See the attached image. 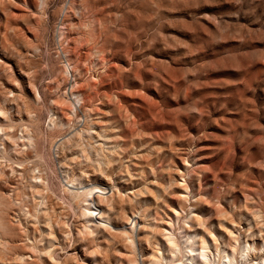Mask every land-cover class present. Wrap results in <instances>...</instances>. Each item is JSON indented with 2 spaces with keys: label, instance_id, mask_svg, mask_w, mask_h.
<instances>
[{
  "label": "rangeland",
  "instance_id": "rangeland-1",
  "mask_svg": "<svg viewBox=\"0 0 264 264\" xmlns=\"http://www.w3.org/2000/svg\"><path fill=\"white\" fill-rule=\"evenodd\" d=\"M230 230L261 248L264 0H0V264H217Z\"/></svg>",
  "mask_w": 264,
  "mask_h": 264
},
{
  "label": "bare ground",
  "instance_id": "bare-ground-1",
  "mask_svg": "<svg viewBox=\"0 0 264 264\" xmlns=\"http://www.w3.org/2000/svg\"><path fill=\"white\" fill-rule=\"evenodd\" d=\"M80 193L81 194L85 193V195H86V201H85L86 202L85 205L87 207L86 212H87L88 218L90 219L91 225H93V226L99 225V226H105V227L108 226V223L106 221H104L101 218V216H99V214L97 213V208H96L95 204H93V202H94L93 197L95 195H99L98 197L104 198L103 197V193H104L103 189L98 188V187H93V188H89V189L86 188V189H83ZM184 197H185V195L183 193L179 194L180 199H183ZM171 213L175 216L178 215V211L176 209H173ZM135 225H136V222H134V221L129 224L131 229H133ZM115 228L117 229V227H115ZM125 229H126V227H125ZM165 232H166V230H165ZM226 235H227L229 241L232 242V244L228 243V245H230L231 248H229V251H226L225 249H223L222 251H220L218 248L215 249L219 255V262L217 264H237L236 255L238 254V250H239L238 248L239 247L241 249L240 256H242V258L245 257L244 261L248 262V264L251 262L253 263V261L255 260L256 257H258V259H259L256 264H261V263L264 264V234L260 235L261 248L256 247L254 243L251 245L250 243H248V241H242L241 243H238V240H237L235 233L231 230L228 231ZM48 236H50V235H48ZM168 240L171 243V245L175 246L170 235L168 236ZM261 250H262L263 254L258 255L257 253L260 252ZM212 256H214V254L210 251L208 244L205 242V240L201 241L198 244L197 248H196V243L194 242L193 248H191V257L192 258L196 257L202 264H216V263H214V261H212V258H211ZM121 259H122V257H121Z\"/></svg>",
  "mask_w": 264,
  "mask_h": 264
}]
</instances>
